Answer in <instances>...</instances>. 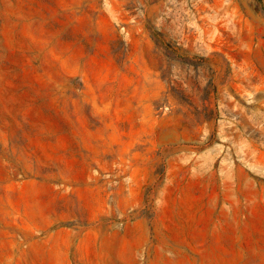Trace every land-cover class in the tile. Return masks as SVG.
<instances>
[{
	"label": "rangeland",
	"instance_id": "374dc122",
	"mask_svg": "<svg viewBox=\"0 0 264 264\" xmlns=\"http://www.w3.org/2000/svg\"><path fill=\"white\" fill-rule=\"evenodd\" d=\"M0 264H264V0H0Z\"/></svg>",
	"mask_w": 264,
	"mask_h": 264
}]
</instances>
